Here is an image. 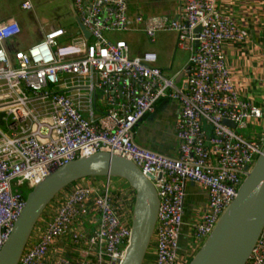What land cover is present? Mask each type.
Listing matches in <instances>:
<instances>
[{
  "label": "built area",
  "instance_id": "1",
  "mask_svg": "<svg viewBox=\"0 0 264 264\" xmlns=\"http://www.w3.org/2000/svg\"><path fill=\"white\" fill-rule=\"evenodd\" d=\"M20 6L33 8L29 1ZM71 8L88 38L79 28L73 42H62L67 31L51 27L10 52L4 42L21 26L15 15L0 19V249L24 206V186L32 189L75 158L107 151L132 160L157 191L154 264H181L185 184L198 183L206 192L205 208L187 224L194 249L236 196L264 144V135L238 131L262 111L235 89L224 58V43L241 42L244 33L216 0H184L175 19L137 15L132 21L126 0H71ZM132 29L150 42L159 32H175L177 44L190 50L182 76H164L155 52L131 56L126 40L106 35ZM166 97L180 104L176 156L134 140L135 125ZM110 178L84 177L58 191L17 264H120L133 201ZM246 264H264V226Z\"/></svg>",
  "mask_w": 264,
  "mask_h": 264
},
{
  "label": "water",
  "instance_id": "2",
  "mask_svg": "<svg viewBox=\"0 0 264 264\" xmlns=\"http://www.w3.org/2000/svg\"><path fill=\"white\" fill-rule=\"evenodd\" d=\"M76 21L88 38L89 32ZM197 43L195 41V46ZM178 81L179 77L175 79ZM224 123L235 126L228 120ZM93 176L124 179L134 190L131 233L120 264H143L157 218V191L132 160L107 151L83 155L64 163L28 191L24 206L0 249V264L18 263L33 226L58 191L78 179ZM263 226L264 144L239 185L236 196L187 264H246Z\"/></svg>",
  "mask_w": 264,
  "mask_h": 264
},
{
  "label": "crops",
  "instance_id": "3",
  "mask_svg": "<svg viewBox=\"0 0 264 264\" xmlns=\"http://www.w3.org/2000/svg\"><path fill=\"white\" fill-rule=\"evenodd\" d=\"M24 1H29L34 6L31 0H21L17 11H10L8 15L0 14V19L9 15H15L21 26V32L18 36L4 42V45L10 52L13 49H24L37 42L41 39L43 33L51 27H61L59 20L64 18V16H60V18H58V15L56 21L49 22L45 20V22L39 27V18L34 11V7L29 10L21 8L20 5ZM126 4L127 15L132 21L137 15H142L144 18L151 16H167L170 19H175L181 15L184 0H126ZM68 5L76 20V16L71 8L70 0ZM216 7L222 13L231 17L244 33L245 39L243 41L224 43V58L230 70L235 89L244 99H247L260 107L262 116L253 122L257 124L256 127L258 128V131H264V0H216ZM30 29L37 30L36 36L33 39L35 41L26 47H20L21 44L28 42L26 38L27 30ZM127 31L136 30L132 29ZM173 33L175 44L178 47L187 49L190 52L189 48L177 44L176 34L175 32ZM111 34H113V32L106 33L110 39L112 38ZM118 39L121 38L119 37ZM156 41L157 36L152 43H155ZM193 46H195V43ZM129 48L131 56L138 55L145 51L155 52L157 54L155 64L160 67L162 74L166 77L177 76L186 68L185 67L181 70L184 66L177 67V69H174L172 75L168 76L165 72L171 70L173 61L171 62L168 59H165V56L159 46L143 51H133L130 45ZM179 114L180 104L177 100L168 97L161 98L157 101L154 111L147 113L135 125L133 130L135 142L159 153L168 156H176L179 141L175 134V125L179 118ZM119 186L120 188L118 190L126 193L130 197V200L133 201V191L130 186L125 183H120ZM185 194L184 231H186V226L188 224L185 223L189 213L187 211L188 201L190 200L191 202L192 199L196 198V200L200 202L198 210L205 208L206 205V192L200 184L188 181L185 184ZM183 245L184 243L181 237L180 249ZM154 259L155 247L154 242L152 241L145 254L143 264H154Z\"/></svg>",
  "mask_w": 264,
  "mask_h": 264
},
{
  "label": "rangeland",
  "instance_id": "4",
  "mask_svg": "<svg viewBox=\"0 0 264 264\" xmlns=\"http://www.w3.org/2000/svg\"><path fill=\"white\" fill-rule=\"evenodd\" d=\"M21 0H0V14L1 15H8L10 11H17L19 2ZM34 4V11L36 12V15L39 18V27L41 24H43L46 21L54 22L58 18L63 17L61 20H59V24L61 27H63L67 31V36L60 38V41L62 42H73L75 39V36H77L78 31V24L75 20L74 15L72 14L70 8H69V0H31ZM71 3V0H70ZM27 18V17H26ZM37 30H27V40L28 42L25 44H21L20 47H26L33 43L35 40L34 37L36 36ZM161 35V36H159ZM157 41L155 43H152L149 41V39L146 37V35L141 31H118L113 32L111 34V39H118L119 37L121 39H124L128 42L130 47L135 50L143 51L146 49H151L153 47L159 46L163 52V55L165 56V59H168L172 62V68L169 71H166L165 74L168 76H171L174 69H177V67L184 66L181 70H183L187 64H188V58L190 56V52L187 49H183L178 47L175 44L174 41V33L171 31H166L162 33H157ZM159 36V37H158ZM33 40V41H31ZM173 59V60H172ZM98 97H100V93L98 94ZM100 108H103L104 101L98 100ZM255 122H251L250 125L246 126L243 129H238L239 132H241L244 136L247 137H253L256 135H264V131L260 130L258 131V128L256 127ZM4 128V127H3ZM110 183L113 186V188L117 191L120 188V183H126L124 179L117 178L112 176L110 178ZM24 192L25 194L28 193L30 189H28L26 186H24ZM188 201V200H187ZM200 202L196 200V198L188 201V217L185 220V223H189L193 220V218L196 216V211L198 210V205ZM195 205V206H192ZM187 228V226H186ZM188 229L186 231H182V239L184 245L181 246L182 248L179 251V257L181 264H187V262L191 259L195 251L201 246V244L204 242L206 237L203 239L202 242H199L196 244L195 248H189V244L191 242L190 239H188ZM153 241V240H152ZM151 241V243H152Z\"/></svg>",
  "mask_w": 264,
  "mask_h": 264
},
{
  "label": "trees",
  "instance_id": "5",
  "mask_svg": "<svg viewBox=\"0 0 264 264\" xmlns=\"http://www.w3.org/2000/svg\"><path fill=\"white\" fill-rule=\"evenodd\" d=\"M127 183V182H126ZM128 184V183H127ZM131 188V187H130ZM132 189V188H131ZM31 190V189H30ZM132 191H133V202H134V197H135V192H134V190L132 189ZM25 198H26V196H25Z\"/></svg>",
  "mask_w": 264,
  "mask_h": 264
},
{
  "label": "bare ground",
  "instance_id": "6",
  "mask_svg": "<svg viewBox=\"0 0 264 264\" xmlns=\"http://www.w3.org/2000/svg\"><path fill=\"white\" fill-rule=\"evenodd\" d=\"M125 249H126V247H125ZM124 253H125V250H124ZM123 256H124V254H123Z\"/></svg>",
  "mask_w": 264,
  "mask_h": 264
},
{
  "label": "clouds",
  "instance_id": "7",
  "mask_svg": "<svg viewBox=\"0 0 264 264\" xmlns=\"http://www.w3.org/2000/svg\"><path fill=\"white\" fill-rule=\"evenodd\" d=\"M255 162V161H254Z\"/></svg>",
  "mask_w": 264,
  "mask_h": 264
}]
</instances>
